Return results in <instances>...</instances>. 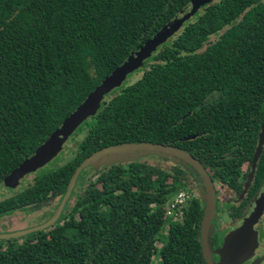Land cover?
Segmentation results:
<instances>
[{"label": "trees", "instance_id": "16d2710c", "mask_svg": "<svg viewBox=\"0 0 264 264\" xmlns=\"http://www.w3.org/2000/svg\"><path fill=\"white\" fill-rule=\"evenodd\" d=\"M192 2L0 0V187ZM204 6L140 77L116 90L77 130L74 158L49 163L30 185L1 200L0 217L63 198L77 168L101 149L165 141L196 159L209 153L211 163H222L227 146L252 148L250 133L264 115V0ZM133 162L113 165L97 182L78 183L85 187L63 225L22 243L0 241V264H205L200 204L185 209L182 224L164 218L168 201L187 189L186 171L178 168L180 178ZM218 168L221 173L222 164Z\"/></svg>", "mask_w": 264, "mask_h": 264}, {"label": "flooded vegetation", "instance_id": "af4514ba", "mask_svg": "<svg viewBox=\"0 0 264 264\" xmlns=\"http://www.w3.org/2000/svg\"><path fill=\"white\" fill-rule=\"evenodd\" d=\"M211 1L213 0H206L205 5L209 4ZM207 6H203V8L199 10V15L203 13L202 10ZM196 16L193 17L190 21L194 20ZM184 28H182L181 31H183ZM181 31L176 36H178L181 33ZM160 49L161 48H159V50ZM145 67L146 66H144L143 69ZM140 74L141 72L139 70L138 73H135L133 75L134 76L138 75L140 77ZM131 80H132L131 78H128V82ZM114 92L115 93L111 94L112 97L117 95L118 93V91H114ZM109 100L108 101L106 100L107 102L105 103H108ZM187 116H190V113ZM263 125H264V115L263 118L261 119V122L259 123V126L257 127L256 133H250V137L253 138V140H251L253 141L252 148H249L250 144L246 145L245 142H243V145H241V147L227 146L222 158V163H217V162L211 163L210 161L211 156L209 153L206 154L205 159L203 157H201V159L200 158L196 159L195 157H193V155L187 152L193 158H195V160H197V162L201 165V167H203L207 176L206 177L207 182L197 168L191 165L187 167L186 165L181 164L178 161V159L174 160V159H169L168 157L165 158L156 157V158L143 159L138 161L135 160V162H139V163L143 162L147 164L149 167H156L157 169H160L169 174H173V172L174 175L175 173L180 174L181 172L178 168L186 171L187 175H185L184 181L187 189H181L178 191V193L180 191H184L187 194L188 197L187 205L184 208L179 209L173 215H170L169 213L170 205L175 200V197L177 196L178 193L175 194L174 197L168 201V203L164 208L165 211L164 218L168 220L170 223L182 224L184 211L192 204L193 201H197L200 204L205 215V209L207 207V198L208 195L210 194V190L214 193L215 202H216L215 210L205 235V238L210 245V254L212 256V260L214 264H218V262H220L221 260L220 252L222 251L223 253H225V249L229 247L233 252L237 251L240 248H242L241 250L248 249L249 253H247L246 260H244V262H242L241 264H264V142L261 144V134L263 131L262 130ZM244 128H246V126H244ZM75 135L72 137H75ZM245 135L247 136V134L245 133L243 134V137H245ZM194 139H196V137L192 136L186 138L185 140L188 141ZM69 141H71V139ZM158 144L179 149L178 147L166 144L165 141H162V143H158ZM120 145H124V144H120ZM259 149L260 151L258 152ZM96 153H98V151L95 152L94 154ZM127 160L128 159H126L125 162H123L124 164L115 163L112 164L110 167L101 169L99 171H95L94 168H91V166L83 170L77 179L76 187L72 193L70 200L63 209L60 218L52 227L48 228V230L56 227L58 224L61 225L64 224V222H62V217L66 212L68 213L76 203V199H75L73 206L72 207L69 206L72 200L75 198V194H77L76 190L81 188L78 187V183L82 185V182L83 183L85 182V185H87V182H91V181L97 182L103 176V173L107 171V169L114 166L127 167L128 164H131L132 161H134V160L127 161ZM231 160L234 161L236 160L237 162ZM221 164L223 168L221 173H219L218 167H220ZM79 167L77 169H79ZM43 168H41V170H43ZM179 177L181 178V174L179 175ZM208 178L210 179L211 183L209 182ZM169 179H170L169 183L172 184L173 183L172 178ZM22 183L23 181H21V185L18 186L16 189L5 190L6 194L11 195L13 193V196H15V194L18 193L16 192L17 190L22 191V187L25 185L26 182H24L23 186ZM85 185L83 186L85 187ZM4 193L5 192L2 191L0 195H2L3 197L5 195ZM63 199L64 197L55 198V199L52 198L46 204L41 205L40 207L47 206L49 202H53L56 200L59 202V206H60ZM40 207H36V208L41 209ZM154 208H156V205H154ZM16 216L17 215H15V217ZM78 217L80 218V215H78ZM1 218L3 219V217H0V219ZM202 220H204V216ZM170 228H171V224H168L164 232L166 236L168 235V231L170 230ZM200 230H201L200 235L202 242L203 221L201 222ZM9 233L12 232L9 231ZM236 236H239L238 237L239 241L237 242L238 243L237 245H234L233 242ZM25 239L26 237L16 240H10V241H2V242H6L5 245H7L9 243H16L18 241H22ZM236 248L238 249L235 250ZM204 262L205 264H208L206 259H204Z\"/></svg>", "mask_w": 264, "mask_h": 264}, {"label": "water", "instance_id": "95a60500", "mask_svg": "<svg viewBox=\"0 0 264 264\" xmlns=\"http://www.w3.org/2000/svg\"><path fill=\"white\" fill-rule=\"evenodd\" d=\"M206 0H193L191 8L182 12L176 19L168 23L159 33H157L153 38L149 39L139 51L133 52L126 62L117 68L101 85H99L88 97L87 99L62 123V125L49 137V139L40 146L34 155L24 161L19 168H17L3 183V191L13 190L20 186L22 179L32 172L45 167L52 162L53 159L59 156L63 151L65 144L71 139V137L77 132V130L89 119L95 117L103 104H106V98L111 95L115 90L120 89L124 83L127 81L128 77L144 67L146 60L152 57L153 53L157 52L164 44L176 36L182 28L188 23L193 17H195L201 8L205 5ZM261 134V144L264 142V125ZM136 151H152L157 154H165V157L169 159H178L181 164L189 165L197 168L207 182V176L205 170L201 165L193 158L189 153L161 144L152 143H139V144H124L119 146H112L106 148L90 158H88L75 172L71 183L68 187L67 193L60 205L59 211L50 222L33 227L30 229L16 231L12 233H1L0 241H10L20 238H25L31 234L39 233L48 230L52 227L60 218V215L65 208L66 204L70 200L72 193L76 187V182L83 170L87 167L93 165L94 162L102 157L110 154H120L125 156ZM260 149L258 150V152ZM133 155V154H131ZM127 161H132L130 158ZM126 159H117L115 163H123ZM187 162V163H186ZM209 179V178H208ZM209 182L211 183L210 179ZM6 192V191H5ZM215 195L210 190V194L207 198V207L205 209V215L203 220V241L202 246L204 250V257L208 264H214L212 256L210 254V245L206 240L205 235L207 228L212 220L214 210H215ZM239 236L234 239V245H237ZM232 244V243H231ZM236 248L235 250H237ZM233 254L231 251L229 254L227 252H220L221 261L220 264H229L228 261L234 262L230 255ZM230 257V258H228ZM243 259L240 260V264ZM236 264H239L238 262Z\"/></svg>", "mask_w": 264, "mask_h": 264}, {"label": "rangeland", "instance_id": "374dc122", "mask_svg": "<svg viewBox=\"0 0 264 264\" xmlns=\"http://www.w3.org/2000/svg\"><path fill=\"white\" fill-rule=\"evenodd\" d=\"M214 1L217 2L218 0H214ZM155 54H156V52L153 53L151 58H149L148 60L145 61L144 66L147 65V62L149 60H151ZM138 72H139V70L132 73L128 78H131L132 80L137 79L139 76L138 75L134 76L133 74L138 73ZM127 82H128V79L124 84H126ZM117 90H119V89H117ZM111 97H112L111 95L107 96L106 100H109ZM80 137H81V134H76L75 137H73V139L77 140ZM76 144H77V141H72V140L68 141L67 144H65L63 151L59 154L58 157H56L55 159L52 160V163L48 167L54 165L55 163H56V166H58V165L66 164L69 161H71L75 156V155H71V152L74 149V147L76 146ZM131 154H133V155H131ZM60 156L63 157L62 160H58V158ZM165 156L166 155L163 153L157 154V153H154L152 151H136V152H132L128 155L126 154L125 156H121L120 154H110V155L102 157L99 160H97L96 162H94L93 165L91 166V168H94L95 171H99L101 169L110 167L117 159L130 158L131 160H134V161L137 160L138 161V160L151 159V158H156V157L165 158ZM40 171H41V169L37 170L36 172H32L29 175H27L24 179H22V181H23L22 186H23L24 182H26L27 186L30 185ZM81 187L83 189V186H81ZM2 189H3V186L0 187V194L2 192ZM22 189H24V188H22ZM82 189L80 188V189L76 190L77 195L82 192ZM3 192H5V191H3ZM16 192H18V190ZM4 194L5 195L3 197H2V195H0V201L4 200L6 198H11L13 196V193L10 195V194H6V192H5ZM75 199H76V197L70 203V205H69L70 207L73 206ZM40 208L41 209H39V208L37 209L36 207L29 208L24 212L15 213V215H17L16 217H15V215H13V216H9V217H3V219L1 218L0 219V234L1 233H9V231H11V232L22 231L23 229H26V228L30 229L33 227H37L36 225H39V226L44 225V224L50 222L52 219H54V217L56 216V214L59 211L60 206H59V202L56 200L53 202H49V204L47 206H42ZM44 222H46V223H44ZM18 242L22 243L23 240L18 241ZM159 247H161V246H159ZM241 249L242 248L238 249L237 251H234L233 254L230 255V257L233 258L234 262L228 261L229 264H236L237 262L240 264L241 259H243L242 262H244V260H246L247 253H249L248 249H246V250H241ZM225 252H227L229 254L231 252L230 247L226 248ZM230 257H228V258H230ZM218 264H220V262H218Z\"/></svg>", "mask_w": 264, "mask_h": 264}, {"label": "built area", "instance_id": "2783aa9c", "mask_svg": "<svg viewBox=\"0 0 264 264\" xmlns=\"http://www.w3.org/2000/svg\"><path fill=\"white\" fill-rule=\"evenodd\" d=\"M187 200H188L187 194L184 191H180L175 197V200L170 205V210H169L170 215H173L179 209L184 208L187 205Z\"/></svg>", "mask_w": 264, "mask_h": 264}]
</instances>
